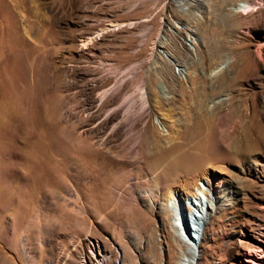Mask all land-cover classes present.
Segmentation results:
<instances>
[{"label":"rangeland","instance_id":"rangeland-1","mask_svg":"<svg viewBox=\"0 0 264 264\" xmlns=\"http://www.w3.org/2000/svg\"><path fill=\"white\" fill-rule=\"evenodd\" d=\"M179 196L264 264V0H0V264H175Z\"/></svg>","mask_w":264,"mask_h":264},{"label":"bare ground","instance_id":"bare-ground-1","mask_svg":"<svg viewBox=\"0 0 264 264\" xmlns=\"http://www.w3.org/2000/svg\"><path fill=\"white\" fill-rule=\"evenodd\" d=\"M243 6L245 8V7L249 6V3L241 2L238 4L237 7H243ZM88 41H90V40L88 39ZM257 52L260 56L262 55L260 48H257ZM221 66H222V64L218 68H220ZM93 163H94L93 158L91 156H88L86 161H85V166L87 168V172L89 171L90 173H92V171L94 170ZM173 194L174 193L171 192V195H173ZM175 200H177V199H175ZM177 201H178L177 203L179 205L178 208L181 210L182 204L184 203L185 200L183 197L179 196ZM175 204H176V202H175ZM190 205H194L193 207L198 209L199 213L201 212L200 209L201 210L205 209L203 203H201V205H199V204L196 205V204H194V202L191 201ZM190 205L189 206L187 205V206L190 209H192V206H190ZM175 209H177V208H175ZM173 210H174V208H173ZM174 213H175L174 216L178 217L176 219L177 220L176 222H177L178 228L181 231L182 239L184 241V246L182 247V250H180V255H179L177 262L175 264H199L200 257L196 252L197 251V245L194 242V238L190 234L187 235L186 233H184L183 232L184 228H183V226L181 227V221L183 218L182 210L180 212H178V209H177V211ZM192 215H193L194 219L197 221H199L198 219L203 218V213H200V215H199L198 213L192 211ZM181 229H183V230H181ZM198 230H197V232H198ZM243 264H263V262H262V260H260V257L259 258L257 257L256 253H251V254L249 253V255L246 257V259L243 261Z\"/></svg>","mask_w":264,"mask_h":264}]
</instances>
